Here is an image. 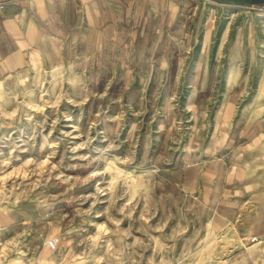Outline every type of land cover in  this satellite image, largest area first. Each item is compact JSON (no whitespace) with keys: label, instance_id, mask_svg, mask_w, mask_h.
<instances>
[{"label":"rangeland","instance_id":"rangeland-1","mask_svg":"<svg viewBox=\"0 0 264 264\" xmlns=\"http://www.w3.org/2000/svg\"><path fill=\"white\" fill-rule=\"evenodd\" d=\"M228 11L242 36L234 109L264 120V14ZM119 37L125 51L131 36ZM105 43L87 34V47ZM132 71L64 65L41 68L31 88H0V264H264V163L245 169L246 188L216 213L158 186L156 162L144 158L157 143L153 95L166 83L132 82ZM143 85L134 105L129 89ZM173 120L176 144L188 119ZM50 237L59 239L55 252Z\"/></svg>","mask_w":264,"mask_h":264},{"label":"crops","instance_id":"crops-1","mask_svg":"<svg viewBox=\"0 0 264 264\" xmlns=\"http://www.w3.org/2000/svg\"><path fill=\"white\" fill-rule=\"evenodd\" d=\"M263 2L0 0V88L4 93L31 88L41 68L64 65L86 72L109 64L133 65L132 82L166 83L153 95L161 115L154 126L157 143L144 160L156 162L158 186L177 187L179 194L198 202V213H216L232 191L246 188L239 185L245 169L264 163V120H248L234 109L239 86L234 55L242 36L234 25L240 18L230 23L228 15V10L246 13L245 7ZM120 32L131 36L124 38L129 42L125 51L114 43ZM92 33L105 39L103 47H87ZM73 35L77 44H71ZM109 81L113 86L118 80ZM217 83H226L225 90ZM146 89H129L136 95L134 105ZM179 112L188 119L177 138L182 145L172 144L171 137L177 134L172 118Z\"/></svg>","mask_w":264,"mask_h":264},{"label":"built area","instance_id":"built-area-1","mask_svg":"<svg viewBox=\"0 0 264 264\" xmlns=\"http://www.w3.org/2000/svg\"><path fill=\"white\" fill-rule=\"evenodd\" d=\"M9 1H16V0H9ZM3 7V5L0 4V8ZM247 10L255 12V13H261L264 14V2L261 3L260 5H249L245 7ZM46 247L50 251H57L60 247V242L57 237H50L46 240L45 242Z\"/></svg>","mask_w":264,"mask_h":264}]
</instances>
